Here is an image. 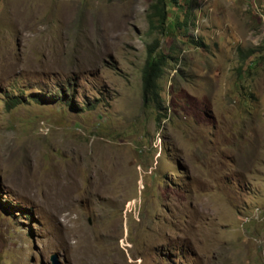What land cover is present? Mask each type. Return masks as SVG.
I'll use <instances>...</instances> for the list:
<instances>
[{
	"label": "rangeland",
	"instance_id": "374dc122",
	"mask_svg": "<svg viewBox=\"0 0 264 264\" xmlns=\"http://www.w3.org/2000/svg\"><path fill=\"white\" fill-rule=\"evenodd\" d=\"M149 2L0 0V264H264V0Z\"/></svg>",
	"mask_w": 264,
	"mask_h": 264
},
{
	"label": "trees",
	"instance_id": "16d2710c",
	"mask_svg": "<svg viewBox=\"0 0 264 264\" xmlns=\"http://www.w3.org/2000/svg\"><path fill=\"white\" fill-rule=\"evenodd\" d=\"M186 6L189 5L188 0H183ZM171 5L177 8H180L178 4V0H150L147 11L145 14V19L147 23L148 32H161L163 29L164 21L166 18V6ZM183 20L181 22H177L176 25L178 27H182L184 29V33L187 30V23L189 21V12L185 7L183 12ZM189 41L198 46L202 45L200 40L193 41L192 38L188 37ZM157 39H153L149 44L145 46V59L143 65L140 70V91H141V103L145 105L146 103L152 104V108L154 111L158 113L160 109H162L161 101L158 94V83L157 80L163 73V70L166 65V58H171L169 55L157 54L155 56L154 51L157 47ZM252 48L241 50L237 49L238 54V69L243 65L245 59L253 53ZM57 94V93H56ZM40 98L46 99H54L55 95H37ZM18 97L15 96L13 101L8 103L6 106L10 107L20 103ZM74 108V107H73ZM155 119H158V114H156Z\"/></svg>",
	"mask_w": 264,
	"mask_h": 264
},
{
	"label": "water",
	"instance_id": "95a60500",
	"mask_svg": "<svg viewBox=\"0 0 264 264\" xmlns=\"http://www.w3.org/2000/svg\"><path fill=\"white\" fill-rule=\"evenodd\" d=\"M50 262L51 264H60L57 258V254H51L50 255Z\"/></svg>",
	"mask_w": 264,
	"mask_h": 264
}]
</instances>
